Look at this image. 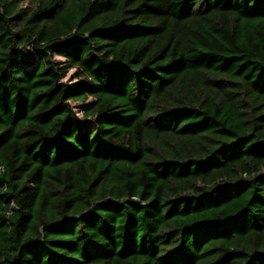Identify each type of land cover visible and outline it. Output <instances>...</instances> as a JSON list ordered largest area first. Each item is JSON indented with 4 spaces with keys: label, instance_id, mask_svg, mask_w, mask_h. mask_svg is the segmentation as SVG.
<instances>
[{
    "label": "trees",
    "instance_id": "16d2710c",
    "mask_svg": "<svg viewBox=\"0 0 264 264\" xmlns=\"http://www.w3.org/2000/svg\"><path fill=\"white\" fill-rule=\"evenodd\" d=\"M0 264H264V0H0Z\"/></svg>",
    "mask_w": 264,
    "mask_h": 264
},
{
    "label": "rangeland",
    "instance_id": "374dc122",
    "mask_svg": "<svg viewBox=\"0 0 264 264\" xmlns=\"http://www.w3.org/2000/svg\"><path fill=\"white\" fill-rule=\"evenodd\" d=\"M57 60L60 62V63H63L64 64V60L63 59H60V58H57ZM37 62V59L35 58V60ZM77 71L74 69V70H71L68 74V76L63 79V82L65 83H68V84H71L73 82L76 81L77 79ZM73 109L75 110V112L79 115V117H82L85 113V111L87 110V108L89 107L90 105V102H87L86 104H76V103H71ZM94 128L93 124L92 123H89L86 125V134L88 135L90 133V131Z\"/></svg>",
    "mask_w": 264,
    "mask_h": 264
}]
</instances>
